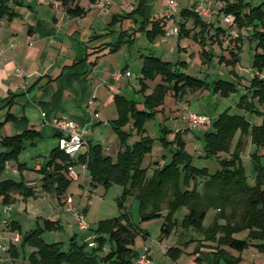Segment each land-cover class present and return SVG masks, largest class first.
<instances>
[{
	"label": "trees",
	"instance_id": "16d2710c",
	"mask_svg": "<svg viewBox=\"0 0 264 264\" xmlns=\"http://www.w3.org/2000/svg\"><path fill=\"white\" fill-rule=\"evenodd\" d=\"M67 1L62 0V3L66 5ZM215 1L222 5L224 15L234 17L235 28L239 31L235 39V50L229 52L230 58L219 56L218 63L230 67L238 64L242 41L240 33L250 32L248 40L254 50L251 68L255 74L236 107L245 113L259 115L261 123L251 125L245 116L231 114L229 109L212 120L201 142L203 158L214 160L219 166L215 171L194 165V158L187 151L183 137L189 129L172 132L160 125L157 140L169 157L167 155L168 158L160 166L148 173L142 163L145 156L152 152L155 139L147 135L145 124L155 119L164 105L165 96L171 93L178 100L187 91L207 90L225 98L238 92V83L222 79L207 82L206 79L187 74L184 71L186 62L164 61L153 53L142 56L143 64L138 79L142 100H128L118 94L113 98L117 117L109 125L120 144L115 159L105 155L100 144L89 143L87 149L75 159L56 147L38 171L42 191L54 193L60 199L72 182L68 177V167L85 166L92 188L99 185L105 189L112 185L121 188L117 199L121 213L96 223L92 229L95 235L94 246L86 242L78 243L76 234L70 237L65 248L63 242L46 243L42 238L43 232L60 230L62 226L58 220L39 219L42 222L40 225L22 235L21 246L34 249L27 257L29 264H132L139 254L135 250L137 238L145 239L149 234L134 223L125 210V199L128 196L138 202L139 222L158 218L163 220L157 242L168 238L177 229L183 232L192 230L201 236L192 254L199 253L201 247L209 248V261L206 264H240L241 257L232 255L225 248L240 253L252 246L264 254V164L261 163L264 155L258 154V150L264 149V78L260 77L264 70V0H260L257 5L246 0ZM146 4L147 0H139L137 7L123 18L138 16L144 19L137 31L144 33L147 40L154 43L165 34L166 28L163 20L152 21L147 29L144 27ZM195 7L192 5L182 9L180 17L192 21L194 28L199 29L191 38L202 46L200 57L203 62L210 64L213 57L210 49L214 44L221 45L218 36L224 33V29L216 28L214 35L206 37L213 26L202 20ZM67 13L77 16L83 10L78 7L68 8ZM13 15L7 1L0 0V20ZM178 33L179 38L190 37V30L183 26H180ZM123 37L121 34L114 44H110L111 51L119 49ZM157 77L160 82L150 94L145 95L148 88L146 82L154 81ZM10 103L11 100L7 105L10 106ZM10 120L17 119L7 113L5 121ZM170 133L173 134L172 139H168ZM237 133L239 137L232 149V141ZM38 136V132L26 129L20 134L0 137V196L3 205L12 204L15 194L23 199L35 195V189L27 186L24 181L3 180L1 175L7 162L17 161L24 143ZM246 137H250L251 144L257 149L251 158L253 185L248 182L241 160ZM131 138L134 140L129 142ZM17 169L23 170V166L17 164ZM181 209H185V213L179 220L176 214ZM209 210L216 211V214L212 223L204 227L203 222ZM12 229L18 230L17 227ZM242 231L248 232L244 239L234 237ZM105 247L107 251H104ZM180 253V248L172 247L165 254L174 258ZM12 257H18L16 249Z\"/></svg>",
	"mask_w": 264,
	"mask_h": 264
},
{
	"label": "crops",
	"instance_id": "0c3cea01",
	"mask_svg": "<svg viewBox=\"0 0 264 264\" xmlns=\"http://www.w3.org/2000/svg\"><path fill=\"white\" fill-rule=\"evenodd\" d=\"M6 1L7 6L14 15L11 18L4 17L0 20V51L3 54L0 61V123H2L0 126V137L4 138L20 134L26 129L38 132L39 136L24 143V149L18 155L17 161L7 162L1 175L3 180L24 181L27 186L35 189V195L23 199L18 194H15L14 202L10 205H3L2 197L0 196V243L3 246V249L0 250V264H29L26 259L34 249L30 247L28 253L24 250V253L22 252L23 256L20 258L21 247L17 246L16 243L21 242V237L25 232L36 228L42 223L39 219L58 220L62 226L60 230L64 229L65 224H70V222L77 220V216L69 209V205L66 203L67 197L64 196L58 199L59 204H53L54 201L50 200L49 204L51 206H46L49 210L46 217L37 212L36 215H33V219H30L34 221L33 228L28 229L30 226L25 221H18L17 218L28 212V206L31 208L39 200L45 199L44 197L50 194L42 191L41 175L38 171L52 149L57 147L59 134L54 128L55 119L67 118L74 120L78 124L85 141V145L80 152L85 151L89 143L100 144L104 154L115 159L120 150L117 136L115 135L117 140H113V142H104V140H101V133L96 132V128L98 126L110 127L109 122L116 119L117 110L113 101L116 94L122 95L128 100H142L138 82L143 64L142 56L153 53L164 61L186 62L187 66L184 71L187 74L189 69L193 67V62L199 61V64L202 67L206 66V68H212L216 64L219 69L222 67L226 70H224V74H218V76L215 75L217 70L212 72L209 75L211 82L222 79L238 83V92L232 93L228 97L222 98L218 94L209 92L210 98L205 96L204 101L196 100L191 104L193 111H204L210 115L207 125L201 124L193 130H188L189 132L187 133L190 134L189 141L194 140L199 143L201 150L203 133L210 129L212 120L226 109H229L231 114L245 116L251 125H259L261 123L262 119L259 115L245 113L236 107L240 96L245 94V88L248 86L255 71L251 68L250 74L245 76L242 72L239 73L237 71L238 64H236L237 66L235 65L236 67H230L223 63H218L219 56L229 59L230 55L227 57L220 54L216 60L213 48L215 44L210 49L213 53L211 63L205 64L200 57L202 46L197 41L191 40L193 35H191V31L188 38H179V33H177L168 36L166 40H162L163 36H160L154 43H150L144 33L137 31L144 19L138 17L139 19L137 20L135 19L137 16L123 18V16L129 14L137 7L139 0H137V4L132 0L131 4H129L130 10L126 12H123L126 7L122 3H126L128 0H111L103 11L95 7V0H69L66 5L62 3V0ZM213 2L216 3L215 0ZM194 5L196 6V3ZM76 7L83 10V13L77 16H71L67 13L68 8L74 9ZM153 9V4L147 0L144 23L146 29L150 27L152 21H160L159 17H162L161 15L153 16ZM132 18L134 23L130 21ZM117 24L120 27L118 39L123 34V43L119 46V49L111 51L112 47L110 44L115 42H102L101 39L106 35L110 26H117ZM212 28H210L209 35H205L206 37L215 34V31L211 34ZM195 29L199 31L198 28ZM174 37H176V40H173ZM189 39L200 50V53H197L194 57L193 62L189 57L192 52L184 44ZM208 40L206 41L208 42ZM102 45L104 47H101ZM252 46L253 44L250 43L249 47L253 50ZM126 47L128 55L124 51ZM208 47L207 44L206 48ZM120 56H123V61ZM132 59L135 63L137 61L140 68L138 76L135 77V83H132L133 79L130 73V62ZM190 72L194 74V71ZM126 73H129L130 76H126ZM262 73H264V70H262ZM262 73L260 77L264 78ZM199 76L209 82L207 75L198 74L194 77L199 78ZM224 76L229 79H224ZM159 82V77L154 81H147L148 88L144 94H150L154 86ZM129 94L133 97L129 98ZM212 97L215 100V104L204 105L207 100H213ZM10 100L11 105L8 106L7 104ZM165 100L176 99L167 94L164 104ZM163 107L164 105L160 111H162ZM235 110H239L238 113ZM7 113H10L17 120L5 121ZM187 113L188 111L181 114L182 122ZM88 129H91V134L87 132ZM111 131L114 133L112 129ZM171 131L175 132L174 130ZM186 135L183 136L184 139ZM172 137L173 135L170 138L172 139ZM238 137L239 133L235 135L232 141V149ZM109 138L112 139L113 137ZM112 147L114 149H111ZM256 150V147L250 142V137H246L242 153L249 156V173L252 179L250 181L248 179V182L251 185L254 183L251 158ZM203 154L202 151V157ZM258 154L264 155V149L258 150ZM241 160L244 167L243 159ZM262 160L264 158H261V163ZM17 164L22 165L23 170H18ZM207 168L210 169L209 166ZM217 168H214L213 171ZM75 171L80 173L81 166L76 165ZM85 178H88L86 173L78 180L71 179V181H80V179L84 180ZM70 206L84 218L87 209L81 211L79 205L77 207L74 206L73 200ZM50 207L51 209H49ZM213 214L215 215L216 211ZM13 227H17L18 230L12 229ZM78 229L82 230L79 225ZM143 230L147 231L146 229ZM23 231L24 233H22ZM176 231H178L177 234L180 235V238L174 245H172L174 243L172 240L167 242L162 240L160 243L157 241L153 242L150 233L147 231L149 236L141 240L139 247H137L138 243L136 240L135 250L140 252L145 246H149L151 257L156 264H206L209 261V248L201 247L199 253L192 254L197 246V241L201 240L202 237L194 234V236L192 235L189 238L186 235L187 233L185 234L181 229ZM234 237L242 239L238 234H235ZM157 238H159V235ZM149 240L153 243H158L159 246H167V250L172 247L180 248L181 253L171 258L167 254L162 253L157 244H149ZM189 240L192 241L189 242ZM85 242L89 246H94L95 243ZM203 244L213 245L211 243ZM14 249H16L18 254V257L15 258L12 257ZM225 249L234 256H240V264H264V254L259 253L252 246L249 247V255H247L248 253L245 254L246 249L240 253L229 248ZM104 251H107L106 247ZM257 254H260L259 256L262 259L261 257L257 258Z\"/></svg>",
	"mask_w": 264,
	"mask_h": 264
},
{
	"label": "rangeland",
	"instance_id": "374dc122",
	"mask_svg": "<svg viewBox=\"0 0 264 264\" xmlns=\"http://www.w3.org/2000/svg\"><path fill=\"white\" fill-rule=\"evenodd\" d=\"M149 1L153 4V7H154L153 16H160V15L162 16L161 18L159 17V19L164 21L166 31L172 30L174 28L179 29L180 26H183V28H185L186 30H190L192 32L191 35L194 34L193 32H196L198 30L193 27L192 21L186 20L180 17V11L184 8L191 7L195 3H196V7L199 4H203L204 7H206L205 8L206 11L202 12L201 18L205 22H208L209 24L213 26L211 30V34L215 31L216 28H221L222 30L224 29V33H221L218 36V39L221 41V46H218L217 44L213 46L216 60L220 54L228 57L229 52L235 50L234 49L236 46L235 39L237 38V35H239V31L237 30V28H234L235 26L229 28V26L226 24L223 18L224 14L221 11L222 5L220 3H217V2L214 3L213 0H174L177 3V8L172 10L169 8L168 1L170 0H149ZM246 1L251 2L252 5H257L260 3V0H246ZM131 2L132 0H128V2L122 3L126 7V9H123V12L130 10L129 4H131ZM133 2L136 3L137 0H133ZM135 19L138 20L139 19L138 16L135 17ZM130 21L134 23L133 18ZM169 24L170 26L168 27ZM108 29H107L106 35L102 37L101 41L110 42V43L116 42L119 36V31H120L119 24H117V26H110ZM240 34L242 36V41L240 43L242 51L240 52L241 55L239 54L240 61L238 63V66L237 65L236 66L238 67L237 71L239 73L242 72V74L247 76L250 74V71L252 70L251 62H252V56L254 54V50H252L249 47L250 42L248 41L247 36L248 34H250V32L242 31ZM162 40H164L163 37H162ZM173 40H176V37H174ZM191 40L189 39L185 41L184 44H186L189 51L192 52L190 53L189 57H190V60L193 62V60L195 59L194 57L197 55V53L198 54L200 53V50L195 46V43H193ZM124 51L126 52V55H128L127 47L124 49ZM120 57H121V60L123 61V56H120ZM133 61L134 60L132 59L130 62V73L132 74V79H133L132 83H135L136 82L135 77L138 76L140 68H139V64H137V61L136 63ZM193 64L194 65L192 68H190L191 70L189 69L188 74L193 75V76H196L198 74L202 76L207 75L209 82H211V77L209 75L212 72L217 70V72L215 71V75L218 76V74H224L225 73L224 70H226L222 67L221 69H219V67L216 66V64L213 65L212 68L210 67L206 68V66L202 67L201 64H199V61L193 62ZM190 71H194V74ZM199 78L202 79V77L200 76ZM223 78L229 79L227 76H224ZM169 94L172 96L171 93ZM205 96H208V98L211 97V95H209V92L207 90L196 91V92L187 91V93L181 96L178 100H165V104H164L162 111L157 113L155 119L145 124L147 135H149L152 139H155L152 152L145 156L143 163H142V167H147L148 173H150L153 170V168H155L156 166H160L166 160V158L169 157L168 153L162 148L161 144L157 140L160 136V132H159L160 125L166 126L167 129L169 130L171 129L174 131H179V130L184 131V125L181 120V114L187 111L196 112L191 109V104L194 103L196 100L204 101ZM128 97L132 98L133 96L129 94ZM214 98L216 99L215 95H214ZM214 98L213 100H210V99L207 100L205 104L203 102L201 103L207 106L213 105L215 104ZM235 111L236 113H238L239 110H235ZM196 113L199 116H201L202 119H204V121L201 124L207 125L208 119H210V115L204 111H199ZM96 129H97L96 132L101 133L100 135L101 140H104V142L110 143V142H113V140H117L115 134L112 133L110 127L98 126ZM87 132L91 134V129H88ZM171 135L173 134L172 133L169 134V139H171L170 138ZM189 136L190 134H187L185 136V141L187 143L186 149L189 153L192 154L194 158L193 160L194 165L198 168L209 166L210 171H213L214 168H217V163L214 160L205 159L202 157V150L200 148L199 143H197L194 140L189 141ZM109 137H113V138L110 139ZM133 140L134 138L130 139V142H132ZM111 149H114V147H112ZM163 155L165 156L163 157ZM241 159H243L244 168L246 169V174L248 175V179L250 181V179L252 178L249 173L250 161H249L248 154L242 153ZM262 164H264V160H262ZM120 191H121L120 187L113 186V185L108 187V189H105L103 186H100V185L97 186L96 188H92L88 178H85L84 180L80 179V181H72L63 196L71 198L74 201V206L77 207V205H79V209L81 211L87 209L86 215L83 218V222L87 224L88 227L82 230H79L78 229L79 220L77 219L73 222H70V224L72 225H70L69 223L65 224V227L63 230H54L51 232L43 233L42 235L43 240L46 243H52V242L54 243V241L63 242L64 248H65L66 245L68 244L70 237L73 236L74 234H77L78 243H82L85 241H90L91 243L94 242L95 235L92 229L96 226V223L99 220L117 217L121 213L118 207V203H117V199L119 197ZM44 198L45 199L43 200H39L31 208L28 206V212L25 214L23 213V215L17 218L18 221H25V223H27V225L30 226L28 229L34 227V221L30 219L33 217V215H36V212L40 213L41 215H44L45 217L48 215L47 212L49 210L47 209L46 206H51V204H49L50 200H52V202L54 201L53 204L54 203L59 204L58 197L54 193H50L47 197H44ZM49 209H51V207ZM125 210L129 213L131 220L134 223L139 224L142 229H146L150 233L151 240L153 242H156L157 237L160 233V228L163 223V220L161 218H158V219H153L149 221L139 222L138 202L131 196H128L125 199ZM184 211L185 209H181L180 211L177 212L176 217L179 220L182 218V215L185 213ZM213 212L214 210L208 211L204 219V222H203L204 227H208L212 223L214 216H215ZM24 230H25V227H24ZM7 232L10 233L11 231H7ZM22 233H24V231ZM177 233L178 231H176L175 233H172L168 238L163 239V240L165 242H167L168 240H172L174 242L172 245H174L176 242L179 241V238H180V235H178ZM185 234L189 238L192 237V235L194 236V234L197 235V233L192 230L186 231ZM247 234H248L247 231H242L241 233H238L239 237H242V239L245 238ZM141 240H142L141 237L137 238V243H138L137 247L140 246L139 244L141 243ZM151 240L148 241L149 244L152 243L153 245L155 244L158 245V243H153ZM16 245L21 247L20 248V252H21L20 258H22L24 250L26 251V253L29 252L28 250L30 247L28 246L22 247L21 242L16 243ZM149 248L150 247L148 246L147 247L148 258L152 260L154 264H156L154 259L151 257ZM158 248L161 252L162 250L160 248L167 250V246L158 245ZM245 251H246L245 252L246 254L250 252V249L247 248ZM247 255H249V253ZM259 255L260 254H257L256 257L257 258L261 257ZM26 262H27V259H26Z\"/></svg>",
	"mask_w": 264,
	"mask_h": 264
},
{
	"label": "built area",
	"instance_id": "2783aa9c",
	"mask_svg": "<svg viewBox=\"0 0 264 264\" xmlns=\"http://www.w3.org/2000/svg\"><path fill=\"white\" fill-rule=\"evenodd\" d=\"M111 0H95L94 4L95 7L98 8L100 11H103L106 6L110 4ZM177 7V3L174 0L169 1V8L174 10ZM203 4H199L195 11L201 16L202 12L206 11ZM224 21L226 24L230 27H234V17L232 15H223ZM235 28V27H234ZM233 29V28H232ZM178 33V29L174 28L172 30H167L165 34L163 35V39H166L171 34ZM3 54L0 51V61ZM126 76H130L129 73H126ZM204 119H202L201 116H199L196 112H188L183 120L184 128H187L189 130H193L197 128ZM54 128L58 132V141H57V147L59 150H61L64 154H66L70 158H77V155L80 153L81 148L85 145V141L83 139V136L81 134V131L79 130L78 124L71 119L67 118H58L54 120ZM86 173L85 166L81 165V171L80 173L75 171L74 166L68 167V177L72 180H78L80 177H83ZM71 202L72 199L67 197L66 203L69 205V209L72 210L75 215L77 216V219L79 220V226L80 228L84 229L87 228L88 225L83 222V216L79 214L76 210H73L71 208ZM3 249L2 244L0 243V250ZM163 253H166V250L163 248H160ZM147 247H144V249L139 252L138 256L135 258L132 264H154L152 260L148 258L147 253Z\"/></svg>",
	"mask_w": 264,
	"mask_h": 264
}]
</instances>
